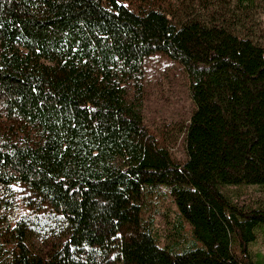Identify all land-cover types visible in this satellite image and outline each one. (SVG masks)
<instances>
[{
    "label": "trees",
    "instance_id": "16d2710c",
    "mask_svg": "<svg viewBox=\"0 0 264 264\" xmlns=\"http://www.w3.org/2000/svg\"><path fill=\"white\" fill-rule=\"evenodd\" d=\"M158 55L189 79L184 163L145 123ZM243 186L264 187L251 30L179 18L165 0H0V225L14 244L0 264H264L251 249L264 208L225 192ZM167 199L178 233L164 241ZM39 229L57 233L44 252L28 244Z\"/></svg>",
    "mask_w": 264,
    "mask_h": 264
},
{
    "label": "rangeland",
    "instance_id": "374dc122",
    "mask_svg": "<svg viewBox=\"0 0 264 264\" xmlns=\"http://www.w3.org/2000/svg\"><path fill=\"white\" fill-rule=\"evenodd\" d=\"M165 5L169 10L175 11L179 18L208 16L220 22L229 20L235 27L244 31L251 30L256 38L264 41V0H165ZM145 72V123L154 135L163 140L166 138L165 142L175 160L184 163L187 153L182 129L187 126L195 108L186 71L180 63L158 55L148 60ZM225 192L239 206L264 208V187H226ZM17 199L20 203L24 201V192L19 187ZM169 200L163 203L162 212L156 217V226L164 241L178 233L174 227L178 224V218L174 215V207ZM164 213H167V218ZM50 230L45 232L39 229L32 232L28 244L37 252L47 251L57 237V233L53 234ZM3 231L0 225V255H5L14 248L9 236H2ZM186 231L189 233V228ZM251 249L255 254H264V234H260Z\"/></svg>",
    "mask_w": 264,
    "mask_h": 264
}]
</instances>
